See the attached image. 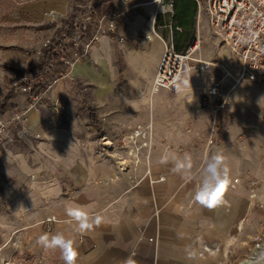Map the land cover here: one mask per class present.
<instances>
[{
    "label": "crops",
    "instance_id": "0c3cea01",
    "mask_svg": "<svg viewBox=\"0 0 264 264\" xmlns=\"http://www.w3.org/2000/svg\"><path fill=\"white\" fill-rule=\"evenodd\" d=\"M134 1L115 2L122 12L116 31L100 36L89 58L61 66L67 73L35 107L13 84L37 59L33 51L58 29L48 12L67 13L70 0H33L12 15L19 26L22 20L28 27L14 25L8 44L1 45L9 48L0 47V97L6 90L12 93L4 117L24 113L27 129L19 123L9 130L10 137L3 134L7 141L0 142V197H13L31 215L19 230L50 236L62 232L73 239L77 264H123L133 251L138 264H224L222 248L236 234L244 197L225 193L224 202L213 209L195 201L203 178L198 169L205 160L195 150V137L181 131L166 137L162 132L171 126L164 119L167 111L181 113L190 107L178 102L175 108L169 90H153L165 47L175 46L181 28L173 24V7L163 13L158 4ZM137 2L141 4L130 7ZM109 4L101 2L100 8ZM197 19L198 13L196 24ZM209 83L206 78V88ZM179 89L185 91L179 95L191 94L188 87ZM189 99L198 105L197 98ZM151 121L157 136L149 173L142 164L121 168L119 153L107 149V143ZM166 142L190 146L181 151ZM185 153L193 160L191 181L172 171L171 157ZM166 155L169 162L160 163ZM69 204L87 208L92 219L98 214L101 223L80 234L75 223L65 222ZM47 250L61 256L59 249Z\"/></svg>",
    "mask_w": 264,
    "mask_h": 264
},
{
    "label": "rangeland",
    "instance_id": "374dc122",
    "mask_svg": "<svg viewBox=\"0 0 264 264\" xmlns=\"http://www.w3.org/2000/svg\"><path fill=\"white\" fill-rule=\"evenodd\" d=\"M78 1L70 0L69 10L65 14L55 11L54 13H57L59 17L54 19V23L61 21L65 23L67 18L74 17V12L77 11L75 3ZM142 1L149 3L148 6L156 5L155 2L151 3L153 0ZM28 2L21 4L16 0H0V47H5L1 45L8 44V31L12 32L14 25H17V28L28 27L22 20L20 26L18 20H12V15L18 14L19 10ZM48 13L50 17L51 12ZM203 25L200 55L204 59H215L221 47L219 40L208 30L205 21H203ZM58 31L59 29L56 32ZM224 50L223 48L222 51ZM37 66H39V61L34 58L33 62L24 67L20 74L21 77L29 68ZM206 78H208V74L205 72L187 74L176 88L169 90V97L175 108L179 102L190 107V110L188 108L181 113L176 110L165 112L167 116L164 119L170 120V123L166 124H171V126L162 127V132L166 137L174 138L180 131L195 137L196 149H194L201 157L205 158L199 165L200 170L198 169V171L201 174L198 176H204L206 161L213 154L222 153L226 157L230 178V185L226 193L244 197L245 205L243 216L236 226V234L230 236L228 244L222 248L226 257L224 264H244L245 261H251V258L257 253L264 251V78L260 81L240 85L217 111L208 106V102L204 103L202 96L206 91L204 84ZM17 82L18 80L14 82L13 87ZM181 87L190 88L191 94L179 95L180 92L185 93V91H180ZM11 97L12 93L7 90L4 96L0 97V111L6 107V110L0 113V119H5L8 100ZM189 97L197 98L198 105L195 106V100L189 99ZM178 123L182 126H178ZM13 129L14 126L9 128L11 132ZM212 132L213 143L208 144ZM154 134L157 136L156 127H154ZM3 140L7 141L3 134H0V142ZM164 145L168 148L177 147L172 142H166ZM189 146L190 144L183 143L177 149L183 151L187 150ZM136 166L140 167L141 165ZM145 171H147L146 168ZM1 183L0 177V193H2ZM2 198L1 196L0 264H64L60 255H53L49 250L37 244V238L40 236L38 232L34 229L19 230V227L28 223L31 215L24 212V209L13 201V197H4V200Z\"/></svg>",
    "mask_w": 264,
    "mask_h": 264
},
{
    "label": "built area",
    "instance_id": "2783aa9c",
    "mask_svg": "<svg viewBox=\"0 0 264 264\" xmlns=\"http://www.w3.org/2000/svg\"><path fill=\"white\" fill-rule=\"evenodd\" d=\"M28 1L33 0H16L21 4ZM106 1L110 4L101 9V2ZM115 2L126 4L129 0H79L75 3V16L67 18L65 23L58 22L59 31L42 41L35 50L39 66L29 68L16 83L26 94L30 107L49 98V91L67 73L60 70L61 66L69 68L89 58L93 43L100 36L116 31L117 18L122 12L115 8ZM196 3L198 19L195 37L184 52H177L173 46L165 47L155 73L153 90L176 88L185 75L205 72L210 83L203 99L217 111L240 85L264 78V0H196ZM139 4H130V7ZM51 17L56 19L59 15L51 12ZM203 21L226 50L229 63L221 56V47L215 59L201 57ZM35 89L38 91L34 92ZM26 121L22 112L0 119V134L9 136V128L19 123L22 124L21 129L26 130ZM213 132L208 144L213 143ZM155 139L151 121L145 126L134 127L119 136L116 142L107 143V149L119 153L117 162L121 168L142 164L149 173Z\"/></svg>",
    "mask_w": 264,
    "mask_h": 264
},
{
    "label": "clouds",
    "instance_id": "9594fccd",
    "mask_svg": "<svg viewBox=\"0 0 264 264\" xmlns=\"http://www.w3.org/2000/svg\"><path fill=\"white\" fill-rule=\"evenodd\" d=\"M160 5L161 11L171 10V4H164V0H154ZM243 39V37H242ZM169 156L161 158L160 163H168ZM173 163L172 171L180 174L186 181H191V170L193 168V160L190 154L185 153L183 157L173 155L171 157ZM230 185L229 169L226 164V157L222 153L213 154L207 161L204 168V176L195 193V201L203 207L213 209L221 205L223 197ZM68 220L66 223H75L76 231L80 234H85L91 231L94 226L101 223V217L97 214L94 219L90 218L87 208L80 205L69 204L65 209ZM37 244L44 249H59L61 259L64 264H77L79 252L75 247L73 239L66 238L62 232L53 235L47 233L40 235L37 238ZM136 252L133 251L124 260L123 264H138L134 259ZM250 264H264V251L257 253L251 258Z\"/></svg>",
    "mask_w": 264,
    "mask_h": 264
},
{
    "label": "trees",
    "instance_id": "16d2710c",
    "mask_svg": "<svg viewBox=\"0 0 264 264\" xmlns=\"http://www.w3.org/2000/svg\"><path fill=\"white\" fill-rule=\"evenodd\" d=\"M170 3L174 9L173 24L181 28L178 31L179 37L175 42L174 49L177 52H184L195 37V25L198 12L197 3L196 0H170ZM37 91L38 89H35L34 92ZM5 110L6 107L0 113H3Z\"/></svg>",
    "mask_w": 264,
    "mask_h": 264
},
{
    "label": "bare ground",
    "instance_id": "6f19581e",
    "mask_svg": "<svg viewBox=\"0 0 264 264\" xmlns=\"http://www.w3.org/2000/svg\"><path fill=\"white\" fill-rule=\"evenodd\" d=\"M221 56H223V58L226 59V62H227V63L230 62V59H229L228 56H226V55H222V54H221ZM244 264H250V261H249V260H248V261H245Z\"/></svg>",
    "mask_w": 264,
    "mask_h": 264
}]
</instances>
